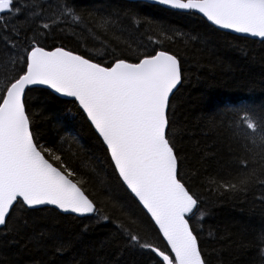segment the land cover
<instances>
[{"label":"trees","instance_id":"16d2710c","mask_svg":"<svg viewBox=\"0 0 264 264\" xmlns=\"http://www.w3.org/2000/svg\"><path fill=\"white\" fill-rule=\"evenodd\" d=\"M30 3L37 15L16 26L24 39L33 35L29 28L46 32L37 38L48 49L65 47L105 65L159 50L179 58L183 79L171 97L170 137L181 178L200 200L192 221L200 248L207 264H264V41L221 32L194 13L138 2ZM22 49L0 41V84L18 71L15 52ZM27 103L46 156L76 173L72 179L98 213L76 218L18 208L0 229V264H159L155 253L130 242L135 235L165 250L77 104L36 89Z\"/></svg>","mask_w":264,"mask_h":264},{"label":"snow or ice","instance_id":"6c2138e0","mask_svg":"<svg viewBox=\"0 0 264 264\" xmlns=\"http://www.w3.org/2000/svg\"><path fill=\"white\" fill-rule=\"evenodd\" d=\"M154 2L199 13L220 29L264 39V0ZM36 15L30 0H0V41L13 50L23 44L22 51L15 52L21 57L18 71L0 84V227L18 208L53 206L65 214L98 213L93 199L72 179L76 173L66 164L50 162L32 129L27 94L45 86L77 104L121 185L167 250L135 235H129L130 242L155 253L159 264H207L192 224L200 200L181 178L180 158L170 137L171 97L183 79L179 58L159 50L134 62L118 59L105 65L65 47L48 49L37 38L46 32L29 28L33 35L24 39L16 26L30 24ZM48 27L44 23L43 28ZM247 129L256 132L257 126L247 120ZM48 154L55 155L51 150Z\"/></svg>","mask_w":264,"mask_h":264},{"label":"water","instance_id":"95a60500","mask_svg":"<svg viewBox=\"0 0 264 264\" xmlns=\"http://www.w3.org/2000/svg\"><path fill=\"white\" fill-rule=\"evenodd\" d=\"M123 1H126V2H130V3H136V2H138V3H144V4H147V5H153V6H159V7H161V8H163V9H166V10H170V11H174V12H179V13H190V12H185V11H178V10H173V9H170V8H168V7H166V6H162V5H159L158 3H155L154 2V0H123ZM192 13H194V14H196V15H198V16H200L201 18H203L209 25H211L212 27H214L215 29H217V30H219V31H221V32H224V33H228V34H231V35H233V36H237V37H241V38H246V39H251V40H255V41H264V39H261V38H254V37H251V36H249V35H244V34H238V33H235L234 31H232V30H225V29H220V28H218V27H216V26H214V25H212L210 22H208L201 14H199V13H196V12H192ZM179 87V86H178ZM34 89H36V90H46L47 92H49L50 94H52L54 97H56L57 99H60V100H64V101H72L71 99H69V98H64V97H61V96H59V95H56V94H54L53 92H51L47 87H45V86H36V87H33L31 90H34ZM178 89V88H177ZM176 89V90H177ZM176 90L174 91V93L176 92ZM173 96V95H172ZM82 112V111H81ZM84 115V114H83ZM88 122V121H87ZM88 124H89V122H88ZM90 125V124H89ZM91 126V125H90ZM91 128H92V126H91ZM93 129V128H92ZM93 131H94V129H93ZM94 133H95V131H94ZM96 134V133H95ZM96 136H97V134H96ZM98 137V136H97ZM98 139H99V137H98ZM100 140V139H99ZM102 144V143H101ZM103 145V144H102ZM104 147V146H103ZM43 208H48V209H53V210H55L56 212H58V213H60V214H62V215H70V216H74V217H76V218H85V217H89V216H91V215H84V216H80V215H73V214H65V213H62V212H60V211H58L56 208H54L53 206H43V207H40V208H35V209H28V210H37V209H43ZM4 227V226H3ZM3 227H0V229H2ZM157 231V230H156ZM160 238L162 239V242H163V245H164V247L166 248V244H165V242L163 241V238H162V236H160ZM167 250V249H166ZM157 257V256H156ZM158 259H159V257H157Z\"/></svg>","mask_w":264,"mask_h":264}]
</instances>
